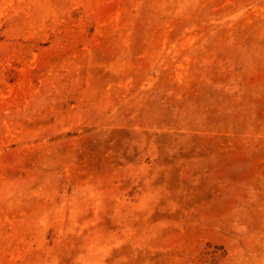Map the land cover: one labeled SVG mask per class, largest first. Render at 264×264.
<instances>
[{"label":"rangeland","instance_id":"rangeland-1","mask_svg":"<svg viewBox=\"0 0 264 264\" xmlns=\"http://www.w3.org/2000/svg\"><path fill=\"white\" fill-rule=\"evenodd\" d=\"M0 264H264V0H0Z\"/></svg>","mask_w":264,"mask_h":264}]
</instances>
